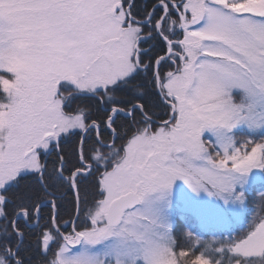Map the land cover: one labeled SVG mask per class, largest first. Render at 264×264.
<instances>
[{
    "label": "snow or ice",
    "instance_id": "obj_1",
    "mask_svg": "<svg viewBox=\"0 0 264 264\" xmlns=\"http://www.w3.org/2000/svg\"><path fill=\"white\" fill-rule=\"evenodd\" d=\"M0 264H264V0H0Z\"/></svg>",
    "mask_w": 264,
    "mask_h": 264
}]
</instances>
